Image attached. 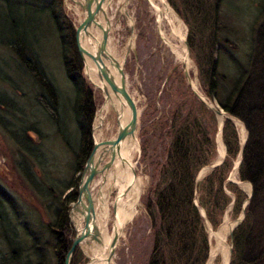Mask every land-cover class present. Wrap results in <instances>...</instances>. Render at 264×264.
Here are the masks:
<instances>
[{
    "label": "trees",
    "instance_id": "1",
    "mask_svg": "<svg viewBox=\"0 0 264 264\" xmlns=\"http://www.w3.org/2000/svg\"><path fill=\"white\" fill-rule=\"evenodd\" d=\"M224 1L167 3L181 18L178 4L189 11L203 5L212 9L216 40L204 62L196 61L198 78L204 96L244 125L247 139L237 176L252 188L244 220L232 233L229 264H264V14L252 25L248 50L240 55L235 39L227 35L231 29L220 26ZM63 7V0H0V130L16 148L17 175L46 215L43 222L34 220L27 206L0 184V242L12 248L0 253V264H64L71 246L68 212L78 197L80 177L76 175L93 148L97 107L93 89L83 76L75 28ZM187 43L196 56V42L189 36ZM53 46L72 89L69 108L47 71ZM192 96L197 107L182 104L164 117L163 160L151 164L154 185L145 264H206L210 247L205 220L216 228L228 205L233 202L237 216L248 198L228 181L229 160L236 159L240 149L237 126L228 119L222 125L224 162L196 182L199 171L213 164L208 124L216 128V118ZM24 97L28 105L22 103ZM45 128L53 129L54 137L72 155L74 176L67 184L55 177L58 166L43 147ZM196 188L205 219L194 204Z\"/></svg>",
    "mask_w": 264,
    "mask_h": 264
},
{
    "label": "rangeland",
    "instance_id": "2",
    "mask_svg": "<svg viewBox=\"0 0 264 264\" xmlns=\"http://www.w3.org/2000/svg\"><path fill=\"white\" fill-rule=\"evenodd\" d=\"M63 1L64 13L76 30L79 23L83 19V14L81 10L72 2V0ZM165 1L167 3V0ZM153 4L158 5L157 2ZM153 4H151L148 0H110L106 3V12L110 21L107 50L122 63L126 90L128 94H130L137 102L136 105L139 116L136 136L138 140L139 152L136 153L134 160L136 163V173L143 179L144 182L143 192L138 206V213L133 221L126 227L123 236H121L116 245L113 257L114 264H145L148 260L150 251V222L148 205L149 199H151L152 196V186L154 185L151 164L158 158L160 161L163 160V143L161 135L163 134L162 128L163 123L165 122L164 117L171 112L174 107L182 104L187 105L191 103L197 107V102L192 96L194 95L192 88L184 76V70H186L185 66L178 61L172 48L166 44L165 40L159 35V31L162 30L165 38L171 42V45H177V42L171 35V27L164 19L160 22L158 21ZM169 7L171 8L170 5ZM178 9L184 18H181L173 9L172 10L179 18L183 26L182 31L185 36L184 47L191 61V71L187 72L190 75V78L195 81L197 91L204 96L198 78L199 69L196 61L198 60L201 63L204 62V58L212 50L213 41L216 40L213 35L214 18L212 9L210 5L209 7L203 5L201 8L189 11L184 7H181L179 4ZM263 14L264 0L224 1V6L221 8L223 23H220V26L221 28L226 27V29H231L229 30V33L227 31V35L235 39L240 55H243L248 50L251 27L256 21L262 19ZM95 35H97L100 40V32L95 31ZM189 36L196 42V56L190 53L187 43ZM186 47H188V50ZM217 48L218 47L215 46V51ZM47 71L59 89L63 101L66 102L65 105L69 108L70 102H68V99H71L72 97V89L64 75V71L61 67L57 51L54 46L51 48L50 56L47 59ZM86 72V67L84 66L83 76L93 89L97 107L92 126L93 135L97 136V134H99L101 141L113 139L116 137L117 122L115 114L112 110L106 114L102 126L95 130V126L98 125L96 118L98 116L99 109L104 103V96L97 88H95ZM26 90L27 89L24 87L23 92ZM26 101L27 97L22 98V103ZM206 101L207 103L209 102L207 98ZM206 108L209 109L207 106ZM197 110L199 112L198 108ZM215 118L216 128H212L209 126L210 124H208V133L211 136L212 143L214 144V158L213 161H211V164L219 161L217 143L219 123L216 115ZM44 133L47 136V139L44 142L43 147L45 151L48 152L49 157L54 159L58 166V171L55 174V177L58 178L60 182L67 184L72 181L74 176L72 172V155L70 151L60 142V140L54 137L53 129L45 128ZM237 133L239 143L247 139V132L245 128L240 129L237 127ZM221 137L222 128L220 140L224 148L223 155L225 160L226 148ZM17 157L18 154L14 144L6 136V134L0 130V184L12 192L19 199V201L25 205V207L27 206L26 208L29 210L28 212L33 215L34 220L43 222L46 220V215L42 206L31 195V193L27 190L25 183H23L17 175V171L15 169V161L17 160ZM237 160L238 157H236V159L230 158L229 162L231 163V169L227 174H230ZM107 161L108 157L101 162V165L105 164ZM212 165L209 164L199 171L196 178L197 183H199L207 174L211 172L212 169L209 167ZM204 168H207L208 170L203 176L198 178ZM109 171L107 172L106 177L108 176ZM82 172L81 174L76 175V177H80L78 185L81 181ZM234 173L236 174V181L231 180L235 182L234 184H236L244 194H246L241 189L239 184H237V182H241L237 176L238 170ZM241 183L248 184L252 193V188L249 183ZM89 192L93 200L96 224L97 217L100 213V207L102 205L100 198L103 200V203L105 202V205H108L109 218L112 220L113 210L110 204L113 203L116 192L114 190L108 191V189L105 188V182H103L101 175H98L93 179ZM194 195V204L197 206L201 216L205 219V214H203L204 211L198 206L200 197L198 188H196ZM248 196L249 195H247V197ZM249 199L247 198L248 201ZM232 205L233 202L225 208L216 228L213 229L207 220H205L210 247L206 264H224L227 255L229 259V250L232 246V234L231 236H227L225 239L224 231L218 230L224 223H234L235 226L233 230L242 223L241 222L236 226L237 220L241 218L242 211L235 216L233 214ZM76 221H79L80 225H82V217L78 213L69 215V224L71 229L69 240L71 242L75 236ZM107 230L108 232H111V222L108 224ZM215 233H220L219 244H217L216 238L214 237ZM44 238L46 239L47 235L44 234ZM96 245L97 244L94 242H91L89 247L86 244L81 245L75 250L73 254L74 257L72 256L70 263L74 260L75 264H87L90 257V248ZM21 247L25 248L26 244H22ZM10 250H12V248H7V246L5 247L4 244L0 242V253H6ZM211 253H213V257L210 259Z\"/></svg>",
    "mask_w": 264,
    "mask_h": 264
},
{
    "label": "water",
    "instance_id": "3",
    "mask_svg": "<svg viewBox=\"0 0 264 264\" xmlns=\"http://www.w3.org/2000/svg\"><path fill=\"white\" fill-rule=\"evenodd\" d=\"M109 1L110 0H72V2L81 10L83 14V19L75 30L76 48L83 65L88 68V64L86 63V58H88L97 69L96 76L99 81H104L107 84L102 87H97L92 83L95 88H97L103 94L104 102L106 100H111V95L122 99L126 108L128 109L129 119L128 123L125 126H121L117 120L118 127L116 132V138L114 140H106L101 143L95 142L92 128L93 149L83 168L81 181L77 189V200L71 206L68 212V218L69 215L78 213L82 217V225H80L79 230L75 229V236L72 239L70 249L64 260V264H70L71 258L75 250L81 245L86 244L89 247L91 242H94L96 244L100 243L95 218V210L93 200L89 192V188L93 179L98 175L102 176L103 182L106 181V174L113 167L117 159L125 163L124 158H122L121 156L122 145L126 139L134 137L137 131L139 116L137 107L126 90L125 77L123 74L122 67H120L119 63L110 55L107 50L110 21L106 12V3H108ZM95 31L100 32V40H97V38L95 37ZM81 37L92 40L95 44V48L92 49V51L91 49L89 50L87 48H84L81 45ZM186 48L188 50V47ZM105 62H107L108 64H106ZM111 69L115 71V75L118 78L117 80H115L114 77L111 75ZM184 76L188 81L189 85L191 86L192 79L190 78V75L188 74L187 70H184ZM192 91L195 97L205 106H207L212 113H214L216 116L221 117V123L218 128L219 135L221 133V128L224 119L231 120L235 125L241 124L242 128L244 129V125L239 120L227 115L221 110H218L217 107L212 103H207L206 97L201 95L198 91H194L193 89ZM100 110L101 108L99 109V111ZM245 141L240 143L238 160L236 164H234V167L228 176V181L230 182H233L231 180V177L233 173L238 170V167L240 165ZM100 147H102L101 150L99 149ZM95 157H97V159H95ZM106 157H108V161L105 164L101 165V162ZM223 160L224 155L220 158L219 161H216L209 168L214 169L220 166ZM237 184L242 183L237 182ZM251 195L252 193L250 191L248 199L251 197ZM247 202L248 200L245 202V205L242 209L241 218L237 220L236 226L240 224L244 218L243 210L247 205ZM232 231L233 229L230 231L229 236H231ZM122 232L123 231L121 229L117 234L114 235L112 239L110 252L108 255L109 262H111L114 257L116 245L122 236ZM231 251L232 246L229 250V259L227 264L230 263Z\"/></svg>",
    "mask_w": 264,
    "mask_h": 264
},
{
    "label": "bare ground",
    "instance_id": "4",
    "mask_svg": "<svg viewBox=\"0 0 264 264\" xmlns=\"http://www.w3.org/2000/svg\"><path fill=\"white\" fill-rule=\"evenodd\" d=\"M151 4L157 2L158 5L153 4V7L155 9V12L157 14L158 21L160 22L162 19L166 20L168 24L171 27V35L173 39L177 42V45L172 46L171 42H169L165 36L162 30L159 31V35L165 40L166 44H168L172 50L174 51L178 61L182 63L185 66V69L187 71H191V61L189 59L188 53L184 47V41L185 36L182 31V23L179 20V18L175 15L173 10L169 7L168 4H165V0H148ZM80 24V23H79ZM79 26V25H78ZM97 40L99 38L97 35H95ZM81 45L84 48L87 49H94L95 44L92 40L87 38L81 37ZM110 55L119 63L120 67H122V63L112 54ZM86 63L88 64V68H86V73L91 82L97 86L102 87L104 85H107L104 81H99V79L96 76V67L93 65V63L86 58ZM108 64L107 62H105ZM84 67V66H83ZM111 75L114 77L115 80H117V76L115 75V71L111 69ZM191 87L194 91H197V86L195 81L192 80ZM130 98L136 105L135 99L129 94ZM208 103H211L210 101ZM137 107V105H136ZM112 110L115 114L116 122L120 123L121 126H125L128 123L129 114L128 109L126 108L124 102L122 99L117 98L115 96L111 95V100H106L101 110L98 112L97 116V122L98 125L95 126V130L99 129V127L102 126L104 118L108 112ZM117 113V114H116ZM217 121L220 125L221 123V117L217 116ZM237 127L242 129L241 124H237ZM118 127V126H117ZM116 138V137H115ZM109 139V140H114ZM94 140L97 143H101L100 135L97 134V136H94ZM217 143H218V153H219V160L224 154V148L220 140V135H217ZM100 150L102 147L99 148ZM139 152L138 147V140L135 133L134 137H130L125 140V142L122 145L121 149V156L124 158L125 163H123L121 160L117 159L112 167V169L109 171L108 176L106 177L105 181V188L108 189V191L114 190L116 192L115 199L113 203L110 204L113 210V217L112 220L109 218V208L108 205H105V202L103 203V200H101V207H100V213L97 217V229L99 233V239L100 243L96 246H92L90 248V257L89 262L87 264H114L113 259L111 262L108 261V255L110 252V246L112 239L115 234H117L122 229V236L124 233V230L126 227L133 221L135 216L138 213V206L139 201L143 192L144 182L143 179L137 175L136 173V163H135V155ZM89 157V156H88ZM88 159V158H87ZM97 159V157H95ZM208 169L204 168L200 176H203ZM236 174L234 173L231 179L233 181L235 180ZM241 189L249 195L250 193V187L248 184H239ZM112 223V230L111 232H108L107 227L109 223ZM76 229H80V222L76 221ZM234 223H224L221 228L218 231H224V238L226 239L227 236H229L230 231L234 228ZM220 233H215L214 237L216 238L217 244L220 243L219 238ZM228 254V253H227ZM213 257V253L210 254V259ZM228 262V255L225 258L224 264H227Z\"/></svg>",
    "mask_w": 264,
    "mask_h": 264
}]
</instances>
